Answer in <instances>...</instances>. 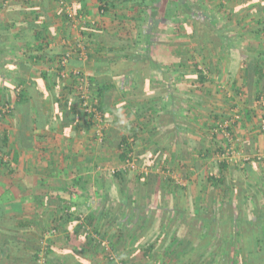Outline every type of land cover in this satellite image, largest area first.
<instances>
[{
    "label": "trees",
    "instance_id": "16d2710c",
    "mask_svg": "<svg viewBox=\"0 0 264 264\" xmlns=\"http://www.w3.org/2000/svg\"><path fill=\"white\" fill-rule=\"evenodd\" d=\"M52 1L56 3V0ZM129 1L97 0V10L101 16L108 13L113 15V25L108 33H114L113 38L108 37V27L103 23H86L71 28L62 15V23L69 29L68 43L54 46L45 35L48 23L42 14H38L32 1L13 0L4 7L2 0L0 179L15 174L10 169V162L18 164L19 158L10 146V129L14 125L20 132L22 122L18 124L15 117L27 106L31 115H37L31 118L32 130L53 129L58 124L64 131L70 129V124L77 125L79 121L81 130H92L96 143H105L107 128L103 129L102 141L98 142L93 122L83 113L82 100L76 92L80 79L85 75L74 64L76 60H82L83 51L86 58L92 57L88 53L89 42L95 54H102L97 59L100 67L104 66L105 59L106 64L114 65V72L111 71L114 74L117 71L124 73L120 69H128L124 73V81L149 84V76L154 72L156 81L163 85L158 94L168 92L169 100L167 103L165 95L153 99L150 113L155 114L156 105L162 103L160 110L172 114L171 120L166 119V122L176 133L183 130L176 117L185 108L187 112L197 113L198 110L208 113L210 123H207V129L215 143L219 118H223L226 113L207 107L203 99L205 95L214 99L229 93L227 89L221 91L218 83L214 84V77L220 76L219 70L225 64L226 56H231L234 47L228 35L230 15L226 16L225 13L227 21L221 26L218 19L223 18L224 12L220 15L219 11L211 7L213 0H150L156 8L152 9L150 19L146 22L136 20L133 10L124 9ZM119 6L124 8L116 10ZM219 9H224V5H220ZM21 18L24 19L20 21ZM130 21L131 26L128 24ZM76 29L81 37L86 35L87 42L82 41L83 49L72 44L71 37H74L72 35ZM130 30L134 34L131 35ZM10 53L20 56L19 59L9 57ZM17 65L22 69L21 75L15 73ZM71 67L78 74H74ZM64 71L68 72L67 80L71 82L62 88L67 89L65 96L55 89L56 83L63 80L61 74ZM255 78L257 81L262 80L260 73ZM87 79L91 88L94 83V106L108 125L104 100L111 84L90 82L89 77ZM172 83L192 88L180 94L176 90L172 92ZM231 91L238 100L240 89L232 88ZM241 93L243 96L244 93ZM259 96L264 98V92H260L257 98ZM228 99L225 102L232 109L235 107L234 98ZM69 102V106L65 105ZM4 107L11 108L1 110ZM137 111L136 107H131L132 115H136ZM76 114L81 115L77 121ZM64 117L67 118V124ZM150 118L156 123L165 122L159 115ZM127 126L128 131L119 135L116 143L119 166L133 157L140 169L148 170L147 175L118 168L101 171L95 182L101 223H98L97 217L86 214L87 208L91 207L88 203L78 206L75 216L68 213V208H64L63 215L52 220L63 221L69 227H74L69 242L75 246L83 242L86 249L76 247L78 250H55L48 244L44 252L45 264H147L150 258L157 264H264V203L257 199L256 204L251 203V198H257L258 194L264 196V169L257 175L264 163L251 157L244 163L230 164L218 159L224 153L218 144L214 148H199L177 135L167 143L161 139L153 140L152 147L139 153L136 147L145 137L137 136V133L149 125L134 120ZM191 152L199 157V162L188 160L186 155L194 154ZM175 174L181 178L180 182L174 177ZM75 186L73 183L70 187H63L61 196L65 195L68 199H61L63 205H67L75 194ZM0 187L4 189L0 190V227H6V231L10 232L6 233L5 247L1 250L6 251L8 264H35L39 246L32 238L23 240L21 252L9 245L10 241L21 243L18 233L26 231L29 223L6 216V203L11 194L7 192L8 186L4 180L0 182ZM57 193L59 190L48 188L45 196L41 193L33 195L32 205L36 206L44 196L47 206L48 198H55ZM123 211H126L124 215ZM81 218L90 227L89 232L83 230L84 224H79ZM102 220H105L104 225ZM172 226L176 230L171 231ZM52 228L56 230L57 227L52 225ZM179 231L184 232L182 238L176 236ZM104 239L110 240L108 248H104ZM23 252L29 257H25Z\"/></svg>",
    "mask_w": 264,
    "mask_h": 264
},
{
    "label": "crops",
    "instance_id": "0c3cea01",
    "mask_svg": "<svg viewBox=\"0 0 264 264\" xmlns=\"http://www.w3.org/2000/svg\"><path fill=\"white\" fill-rule=\"evenodd\" d=\"M29 1H32L39 11L38 14H42L43 17H45V21L48 23L45 35L48 37L51 45L62 46L64 43H68L66 40L69 39V29L64 26V23H62L60 17H62L63 13L57 4L52 0ZM145 1L146 2L143 0H131L127 7L125 6L124 8L119 6L116 10L122 8L133 10V16L136 20H146V22H148L150 14L152 13L151 11L156 8V6L153 5L150 0ZM68 2L72 4L77 17L75 27L71 24V28H77L86 23L90 25L103 23L108 27V37L114 35V33L108 34L110 33V27L113 25V15L108 13L101 16L97 10L99 5L97 0H69ZM213 2L216 12L219 11L220 15L224 12L223 18L221 17L218 19L221 26L227 21L224 17L228 16V14L230 15V31L228 32V35L234 46L231 49V56H226L228 61L225 60V64H223L219 70L220 76L216 75L214 77V84L218 83V88L220 90L227 89V91H231L232 88L236 90L240 89L238 92L240 93V98L238 100L234 97L232 91L230 97L234 98L235 101L233 100V102L238 108V114L240 113V116H237V120L242 119V125L245 123V125H247L246 130H249L247 133L250 132V134H247L246 132L245 134L247 143L250 145L248 154L253 155L257 151H260L259 147L254 143L256 140L258 141L259 146L263 148L261 145L262 140H260L261 136L255 135V132L260 133V131L254 130V132L253 127L255 126V122L258 123L259 126L260 124H264V105H257L258 102H256L257 95L260 92H264V0H213ZM133 3L134 5L132 6ZM0 5H2V0H0ZM220 5H224V9H219ZM22 19L24 18H21L20 21H22ZM128 24L131 26L132 22L130 21ZM260 28L261 31H258ZM73 33L72 36L74 37H71L72 44L75 43L76 46L83 49L82 41L87 42L86 35L81 37L79 30L77 29L73 31ZM121 34L123 36V33ZM130 34H134V31L130 30ZM88 46L89 56L92 57H90V59H88V57L86 58V53L81 50L83 51V56L81 57L82 60H76L77 62H75L76 65L74 64V66L77 70H81L84 75L89 77L90 82L98 81L101 84H111V89L104 100V107L108 116L107 121L109 122L106 127L107 133L105 143H95L92 130H81L79 121L77 122V125L74 123L70 124V129L68 128L64 131L58 124L53 129L43 128L32 130L31 118L34 116L36 117L37 115L30 114L29 106H27V108L25 107L23 112L16 114L15 121L18 120V124L22 122L20 132L19 128L14 127V125H12L10 129L12 134L10 137V146L13 148L12 152L17 154L19 160L17 162L18 164L13 163V161L10 162V169H12L15 174L8 176L7 179H3L6 182V186H8L7 192L11 194L6 203V208L8 209L6 216L8 218L16 217L17 219L22 221L25 220L29 223V227L26 231L18 233L19 241H21L20 244L19 242H9L12 249L16 248L20 250V252L23 246L22 243L24 244L23 240L28 237L32 238L40 247V242L45 237L48 225H56L57 227L56 230L58 236L54 238H51V236L46 239L47 245H52L51 248L55 250L62 249L65 251L76 250L77 248L86 249L83 242L78 243V246L69 242V240L72 239L71 235H73L74 227H69V224L64 223L63 221L54 220L55 222H53L52 220L63 215L64 208H68L70 213L72 211L76 213L78 206L88 203L91 207L87 208L88 210L86 214L97 217L98 223H101V216H98L100 203L97 198L98 196L96 195L95 183L98 179V175L101 173V171H99L101 169L99 161H104H102V159H105L106 153L113 154L118 152L116 146L117 139L119 138V135L128 131L127 125L134 120L136 123L141 120L143 125H145V122L149 125L145 128L142 127L141 131L137 133V136L142 135L141 137H145V140L139 142L136 147L138 150L137 152L139 153H143L145 148L148 149L152 147L153 140L158 141L161 139V141L164 140V143H167L169 139L173 140L175 135H177L178 138L181 137L184 140L190 141L195 147L199 148L202 146H210L211 148H214L215 144H218L223 150L228 148V144L223 145L221 143L218 135L216 136L217 139H215V143L214 141L212 142L211 133L207 129V123H210L208 118L209 114L202 115L198 110L196 111L197 113L188 112L189 115L187 116L185 114L184 116L187 118L183 117L184 122L190 124L192 128H190V125L187 126V128L185 125H181L183 130L181 132L177 131L176 133L171 126L168 125L169 123L166 122V119L171 120L172 114L168 115L160 110L162 103L156 105L155 114L150 113L153 108V104L150 102H154L152 101L153 99L159 98L160 95H165L167 103L169 100L168 92L166 94H158V90L163 85L156 81L157 78L154 77V72H151L149 76L151 78L149 84H134L127 80L124 81V73H127L128 69L126 71L120 69L124 73L117 71L114 74L111 72L113 71L114 65L106 64L105 59H103L104 66L100 67L97 64L99 63L97 59L101 57L102 54L98 55L94 53L92 43L89 42ZM9 57L18 60L20 56L10 53ZM100 62L102 63V60H100ZM21 70L22 69L17 65L15 73L21 75ZM257 73L261 74L262 80L257 81V78H255ZM220 77H223V79L221 80ZM217 79H219V81H217ZM70 83L71 82L67 80V78L63 79L56 83L57 85L55 89L59 94L65 96L67 89H64L66 90L64 91L62 88L67 87ZM27 85H29V83H27ZM171 86L172 92L175 88L178 89L180 86H183L184 91H180L182 94H185L188 89L192 88L185 84H177V87H175V84L172 83ZM134 87H136V90H134ZM94 89L95 87L93 83V87L91 88L92 94H94ZM241 91L244 93L243 96H241ZM205 98L204 100H207ZM216 100L217 102H220L218 106L222 105V107H214L213 110L228 115L230 109L225 100L229 101L230 99H228L227 94L226 96L224 94L220 95V98H216ZM44 104L43 101L42 105ZM204 104H206V102H204ZM65 105L69 106L70 102L69 104L65 103ZM206 106L208 107L209 105L206 104ZM76 107L77 106H75V109ZM131 107H136L138 109L136 115L131 114ZM158 115L165 119V122L162 121L161 123H156L153 122V118H150L157 117ZM76 116L77 121L80 119L81 115L76 114ZM63 119H65V117ZM221 120L222 118H219V121ZM66 121L67 118L64 120L67 124ZM149 121L152 122L149 123ZM237 122L239 124L240 121ZM75 126H77L76 129ZM135 126H137V124ZM198 128H202L201 131L205 133V136L202 133L199 134L201 131H199ZM136 129L137 127L135 130ZM236 131L237 133L240 132H238V129H234L235 133ZM192 134L195 136H192ZM206 134L207 136L209 135L207 138ZM261 134L262 137H264V132ZM204 138L208 140H205ZM208 141H210V143H208ZM186 156L188 157V160L199 162V157L197 158L195 153ZM103 164L107 166V164ZM262 169H264V166L258 169L257 175L260 174ZM106 170L109 171V167L102 171ZM3 180L0 179V182ZM74 182L76 185L75 187L81 184L84 189H77L76 195L73 194V196L70 197L71 200H69V203L63 205L62 202H60L61 199L68 200L67 196H61L62 190L64 189L63 187H70ZM242 185H244V181H242ZM16 186L20 187V190L17 189L18 187ZM48 188L59 190V193L56 194L57 196L55 198H48L46 206V199L44 196L46 195ZM0 190L3 191L4 189L1 188ZM40 193L44 195L43 198L37 202L36 206H33L31 196H36ZM257 197L261 203H264V196L261 193L258 194ZM251 199V201H255V198ZM125 213L126 211H123L122 215ZM102 222V225H104L105 220H102ZM6 230V227H0V238H2V240L0 239V264H8L6 251L1 250L5 247L6 233H10ZM182 235L184 236V232ZM26 243L27 241L25 244ZM23 254L25 257H29V255H26L24 252ZM60 261H63V259Z\"/></svg>",
    "mask_w": 264,
    "mask_h": 264
},
{
    "label": "built area",
    "instance_id": "2783aa9c",
    "mask_svg": "<svg viewBox=\"0 0 264 264\" xmlns=\"http://www.w3.org/2000/svg\"><path fill=\"white\" fill-rule=\"evenodd\" d=\"M12 1L13 0H3V6L4 7L7 6ZM56 4L62 11L63 16L67 19L68 23L72 24V26L75 27V21L77 17H76V14L71 4L67 0H56ZM66 56L68 57V54ZM65 61L66 59L62 61L63 65ZM73 73L78 74V71L74 70ZM61 77L63 79L68 78V72H65V71L62 72ZM76 92L79 94L82 100V103H81L82 111L84 114H86V116L90 117L91 121L93 122V128H94L93 130L96 135L97 141L101 142L103 138V129L104 128L106 129L107 124L104 123V121L102 120L101 114L97 111V109L94 106L95 104L94 98L92 97L91 87L88 84V79L86 75L80 79V84L78 85ZM262 100H263V97H261L260 102H262ZM9 108L11 107H4V108H1V110H9ZM236 120H237V117L234 120L233 119L230 121L226 120L223 125L219 126V129H215V132L220 131V133H222L223 137L228 143L232 141L231 129H232V125L236 122ZM229 153L233 154L232 147L226 148V150H224V153L221 155V157H218V159L219 160L224 159L225 161L228 162L229 158L227 157V155H229ZM253 158L256 159V161L258 162L264 163V156L254 155ZM249 159L250 157H245L242 162L244 163L248 161ZM118 169H123V170L129 169L131 171H137L138 167H137L135 158L132 157L131 159L126 160L123 163V165L119 167ZM139 172L147 175L148 170L140 169ZM80 223L84 224L83 218H81L79 224ZM83 230L89 232L90 227L84 224ZM56 233H57V230L55 229H51L50 231L45 233L44 239H42L40 242V247L38 250V254L36 256L35 264H45L44 252H45V248L47 247L46 239H48L49 237L53 235H56Z\"/></svg>",
    "mask_w": 264,
    "mask_h": 264
},
{
    "label": "rangeland",
    "instance_id": "374dc122",
    "mask_svg": "<svg viewBox=\"0 0 264 264\" xmlns=\"http://www.w3.org/2000/svg\"><path fill=\"white\" fill-rule=\"evenodd\" d=\"M188 1V0H187ZM189 1H191V0H189ZM211 7H214V2H212L211 3ZM220 79L222 80L223 79V77H220ZM217 81H219V79H217ZM175 87H177V86H175ZM184 89V87L183 86H180L178 89L177 88H175V90L176 91H178L180 94H182L181 92L182 91H184L183 90ZM225 89H222L221 91H224ZM181 91V92H180ZM228 92L229 93H227V97L229 98L230 96H231V91L230 90H228ZM220 94H223V92L222 93H220ZM205 99H207V100H204L203 99V101L204 102H206V104L207 105H209L210 107H213V108H211V109H214V107L215 108H217V107H222V105H220V106H218V104L220 103V102H217V100H216V98H220V96L218 95L216 98H214L213 96V98L214 99H212L211 98V96L210 97H208V95H205ZM261 97H263V96H259V98H257L256 99V102H258V104L257 105H264V98H263V100H262V102H260V99H261ZM231 98V97H230ZM229 109H230V107H228ZM231 110H232V112H231ZM186 114V116L187 115H189L188 114V112H187V109L185 108L181 113H180V115H178L177 117H176V121L180 124V125H185V127H187V126H189L190 124H188V123H185L184 122V118L183 117H185V118H187L186 116H184ZM201 114L202 115H207L208 113H206V112H201ZM237 116H240V113L238 114V108H237V106L235 105V107H233L232 109H230V112H229V114L228 115H224V117L222 118V120L217 124L218 125V127H216V129H219V126L220 125H223L224 124V122L226 121V120H228V121H230V120H234V119H236V117ZM242 120V119H241ZM241 120H237V121H240L239 122V124H238V122L236 121V124H234V125H232V129H231V131H232V141L230 142V143H228L226 140H225V138L223 137V135H222V133H220V131H218L217 132V134H215V135H218V137H219V139H220V141H221V143L223 144V145H226V144H228V146L227 147H232V152H233V154L232 153H229V155H227V157L229 158V160H228V163H230V164H239V163H242V161H243V159L245 158V157H253L254 155H261V156H264V137H262V134L261 133H263L264 132V124H260V126L258 125V123H256L255 122V126L253 127V131L255 130V131H257V130H259L260 131V133L258 132H255V135H257V136H261V139L260 140H262L261 141V145H262V147L263 148H261L260 146H259V143H258V141L256 140L254 143L256 144V146L257 147H259V149H260V151L258 152H256V153H254L253 155L252 154H248L249 152H248V150H249V148H250V145H248V143H247V140H246V134H245V132L247 133V131H249V130H246V128H247V125H245V123L242 125V123H241ZM258 125V126H257ZM190 128H192V126L190 125ZM199 129V131H201L202 130V128H198ZM234 129L236 130V129H238V132L240 131V132H242V133H237V131H236V133L234 132ZM200 133H202L204 136H205V133H203L202 131L201 132H199V134ZM211 133V132H210ZM247 134H250V132H248ZM192 136H195L194 134H192ZM209 136V135H208ZM207 136V134H206V138L208 137ZM206 138H204L205 140H208V139H206ZM249 141V140H248ZM96 143V142H95ZM208 143H210V141H208ZM245 153H244V152ZM117 154H118V152L116 153H106V156H105V159H102V161L103 162H101V161H99V165H100V167H101V169L99 170V171H102V170H105V169H108V167H109V169H110V171H112L113 169L115 170L116 168H119L120 166V164H119V162L117 161V159H115V158H117ZM103 163H105V164H107V166L106 165H104ZM138 167V166H137ZM105 168V169H104ZM139 167H138V170L137 171H139ZM136 172V171H135ZM98 173V172H97ZM175 177L179 180L178 182H180L181 181V178L180 177H178V175H176L175 174ZM75 179V178H74ZM176 179V180H177ZM75 183V182H74ZM77 189L78 190H82V189H84L83 187H82V185L81 184H79V185H77V187H75V194L77 193ZM220 194V193H219ZM259 200V198L257 197V198H255V200ZM256 202H258V201H252L251 203H253V204H256ZM69 213V212H68ZM70 215H72V216H74L75 215V212L74 211H72L71 213H69ZM48 228H47V231L46 232H48V231H50L51 229H54V228H52V226H50V225H48L47 226ZM176 228L175 227H172V229H171V231H174ZM56 236H58L57 235V233H56V235H53L51 238H54V237H56ZM177 237H179V238H182V232L181 231H179V234H177L176 235ZM109 241L110 240H108V239H104L103 240V245H104V248H108V246H109ZM137 264H140V263H138L137 262ZM147 264H157L156 262H154L153 261V259L152 258H150L149 260H148V262H147Z\"/></svg>",
    "mask_w": 264,
    "mask_h": 264
}]
</instances>
